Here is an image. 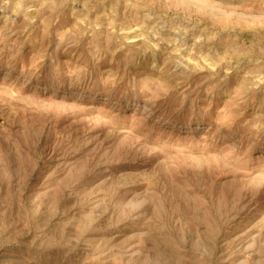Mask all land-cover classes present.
I'll use <instances>...</instances> for the list:
<instances>
[{
  "label": "rangeland",
  "instance_id": "374dc122",
  "mask_svg": "<svg viewBox=\"0 0 264 264\" xmlns=\"http://www.w3.org/2000/svg\"><path fill=\"white\" fill-rule=\"evenodd\" d=\"M0 264H264V0H0Z\"/></svg>",
  "mask_w": 264,
  "mask_h": 264
}]
</instances>
